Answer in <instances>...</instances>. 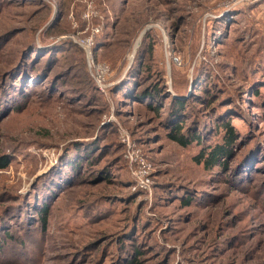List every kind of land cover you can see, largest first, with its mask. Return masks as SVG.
Listing matches in <instances>:
<instances>
[{
    "label": "rangeland",
    "instance_id": "rangeland-1",
    "mask_svg": "<svg viewBox=\"0 0 264 264\" xmlns=\"http://www.w3.org/2000/svg\"><path fill=\"white\" fill-rule=\"evenodd\" d=\"M233 6L0 0V237L16 244L0 246V264H125L133 249L141 264H264V0ZM27 61L43 84H15ZM155 86L168 98L132 96ZM219 99L242 123L225 169L170 137L178 122L213 131ZM249 147L261 157L241 180ZM35 196L47 227H20L12 217Z\"/></svg>",
    "mask_w": 264,
    "mask_h": 264
},
{
    "label": "trees",
    "instance_id": "trees-1",
    "mask_svg": "<svg viewBox=\"0 0 264 264\" xmlns=\"http://www.w3.org/2000/svg\"><path fill=\"white\" fill-rule=\"evenodd\" d=\"M233 7H234V9L231 8V9H228L227 11L231 12V13H233V12L235 13V11H238V9L241 8V5L240 6L234 5ZM236 14H237V12H236ZM33 46L35 48H37L36 50L38 53L41 52L39 50V49H41L39 44L36 43ZM31 53H33V52H31ZM31 53H29V54H31ZM20 56H19L18 60H20ZM37 64L38 63H36V62H33L32 64H30L29 61L25 62V65L23 68V74H20V76L16 77L15 84L17 85L19 81L23 82V80H24L23 77H26L28 75H31V77L29 76L30 78H34V79H30L31 88H34V86H36V85L43 84L44 83L43 80L48 78V77H47V75L43 74L40 71V68H42L41 65L39 67ZM33 69H34V71H37L35 74L30 73V71H32ZM52 79H53V77L48 79L47 82L52 81ZM47 82L44 84V88H46L48 86ZM45 85H46V87H45ZM50 87H52V84L50 85ZM19 88H21V86H19ZM31 90L32 89L25 88V89H23V91H19V97L26 98V95L28 96L29 94H31L30 93ZM249 90H250V94L252 96H254V94L256 96L259 95V91L257 89H254V90L249 89ZM161 91L162 90L160 88H158V86H155L151 91L149 89H143L141 91V94H138L135 91L136 92L135 95H132V96H135L136 98L148 97V98H150L151 102L154 100H161L162 98L167 99L169 96L168 93L163 94V97H162ZM187 91L180 93V94L176 93V95H174L173 97L171 96L172 100H171V103H169V107L172 108L171 109L172 115H175V114L179 115L180 112H182L185 109L186 104L183 102V100L186 99V98H184V96H186ZM128 92L129 91H127L126 93H128ZM163 92H166V91L163 90ZM209 96H211L210 93H209ZM208 98L210 99L211 97H208ZM214 100H216V99H214ZM200 101H202V100H200ZM151 106L152 105H150V107ZM158 107H159V105H156V107H154V110L156 112L159 111ZM174 107H175V109H174ZM226 107H228V105L225 103V101L222 99H219V102H217V104H216L215 112H214L215 115H214L213 120H212V123H215V127H214L213 131L210 129V133L205 134V132H206V131H204L205 128L202 129L200 127L196 128V129L189 130V131H185V130H183V123L182 122L176 123L171 128L170 137L174 141H176L177 143H179L183 146H188V145L192 144V145L200 147L199 152L195 155V160L198 163L202 162L204 164V166L207 168H212V167L217 165V166H220V168L225 169L227 167V165L225 163V158H227L230 154H232V152L235 151L237 147L239 148L243 142L242 136L240 137V134L238 133L239 129H241L239 127H242V123H232V119L235 117H234V115H232L233 113L231 111H229L228 108L233 109V107H228V108H226ZM12 108L13 107H11V109ZM208 131H209V129H208ZM257 144H258V141H257ZM261 144H258L255 147H257V146L259 147V146H261ZM253 147H249L248 149H245V151L243 152L242 155H244V154L246 155L248 153V150H251ZM254 148H253L251 154H249V156L247 155V157L245 159L242 158L243 160L241 161V163L239 165V170H241V173L237 172V174H239V175H237L235 177H237L241 180H244V179H246V175L250 174L252 172V170H254V168L256 167L255 162L257 160H259V158L261 157V155H260L261 149L259 152H255ZM68 149H69L68 146H64L61 154L65 155L66 153L65 154H63V153ZM8 161H9V158L7 156L1 155L0 156V168L6 167L8 165ZM234 180L236 181L235 178H234ZM61 181H64V180L61 179L59 181V183ZM35 184H36V182L34 183V185ZM63 188H65V187L64 186L59 187L56 190L55 194H58ZM53 190H55V189H53ZM19 200H20V198H19ZM28 201H29L28 206H27V208H25V210H26L25 212H27V213H25L24 215L23 214L20 215L19 213L15 214L12 217L13 220H17L19 222L20 227H24V228L28 222H35L34 223L35 226H39L40 228L41 227H43V228L47 227V217H48V214L50 211L49 206L45 205L43 202L41 203L40 196H37V197L35 196V199L33 201H31L30 199ZM189 202H190V197H188V195L183 197V204L184 205L188 204ZM19 215L21 218H19ZM0 222H1V220H0ZM0 226H1V223H0ZM12 236H13L12 233L7 232V231H3L1 233V237H0V246L1 247L4 246V248H6V246L9 245L10 249H11V247L15 246L16 245L15 242L11 241ZM130 253H131V257H126L125 264H141V261L138 258L142 254V250L141 249H139V250L133 249L132 251H130Z\"/></svg>",
    "mask_w": 264,
    "mask_h": 264
},
{
    "label": "built area",
    "instance_id": "built-area-1",
    "mask_svg": "<svg viewBox=\"0 0 264 264\" xmlns=\"http://www.w3.org/2000/svg\"><path fill=\"white\" fill-rule=\"evenodd\" d=\"M232 5H236V6H239V5H243V4H246V3H249V2H256V1H260V0H230ZM93 63V61H92ZM100 86H102L101 83H99ZM145 184V182H141V184ZM142 186V185H141Z\"/></svg>",
    "mask_w": 264,
    "mask_h": 264
}]
</instances>
